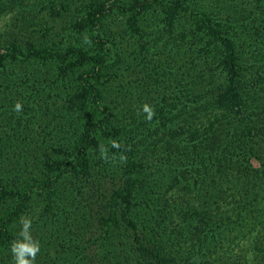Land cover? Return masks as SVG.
<instances>
[{
	"label": "trees",
	"instance_id": "1",
	"mask_svg": "<svg viewBox=\"0 0 264 264\" xmlns=\"http://www.w3.org/2000/svg\"><path fill=\"white\" fill-rule=\"evenodd\" d=\"M207 1L0 0V13L15 9L18 20L17 31L0 44V71L10 61L57 60L59 77L49 85L59 90L55 98L66 112L57 121L61 139L72 138L61 158L46 155L47 144L56 145L46 142L49 120L44 134V128L29 132L37 97L43 99L35 90L40 82L33 72L3 77L1 94L13 101L9 111L0 105L7 116L0 127V210L6 208L0 211V264H15L10 244L34 196L62 180L73 186L57 194L54 212L67 211L66 254H37L34 264H123L116 235L151 264H229L225 256H211L224 235L251 233L247 217L264 212L256 203L264 199V0H253L256 12L237 10L239 16L236 0ZM31 23L34 36L23 38ZM125 70L134 76L118 73ZM112 79L122 91L106 98ZM144 104L154 109L151 120ZM157 144L163 155L155 153L159 160L150 165L145 156ZM18 148V155L7 153ZM33 148H40L32 155L35 176L27 172ZM222 177L243 195L225 211L217 202L223 199L214 197ZM168 179L195 191L192 198L200 195L197 210L188 202L160 205ZM176 213L181 226L169 228ZM254 235L263 244L258 264H264V230ZM113 237L117 258L107 250Z\"/></svg>",
	"mask_w": 264,
	"mask_h": 264
},
{
	"label": "rangeland",
	"instance_id": "2",
	"mask_svg": "<svg viewBox=\"0 0 264 264\" xmlns=\"http://www.w3.org/2000/svg\"><path fill=\"white\" fill-rule=\"evenodd\" d=\"M210 1H213V0H210ZM206 2L208 1L206 0ZM225 3H227L226 0H225ZM253 5H254L253 0H236L232 8L235 10V12L233 11V13H237V15L239 16V13L237 10H239V12H241V14L243 15L246 14L249 10H251V12L253 11L256 12ZM14 10L15 9L11 11H6V13H4V11L3 13H0V44L3 43V40L7 37L8 33H11L13 36V34L17 31L16 25H18L17 23L18 20L17 21L14 20V18L17 15V12L16 11L14 12ZM113 18L120 19V17L117 15H113ZM33 26L34 24L32 25L31 23L30 29L22 35L23 38H26L28 36V33L33 34L32 33V31L34 32ZM35 28H39V26L37 27V25H35ZM165 38L167 40L169 39L168 37H165ZM3 45L5 48H9L10 43H8L7 41ZM127 46H129V44H127ZM125 50L127 51L128 49L125 48ZM52 61H54V63ZM52 61H46L43 63V62L38 61L36 58L31 59V60L28 59L26 61H23V60L22 61H10L6 63V65H4V69L0 71V82L4 80L3 77L5 78V80H9L15 74L21 75V74H24L25 72L30 73V74L32 72L35 73V76H31V78L37 80V82H40V85H35L37 87L35 90H37V92L39 91L38 94L43 99H38L39 97H37L36 106L38 107L37 108L38 112H34L35 116L37 117H35L36 121L34 123H31L32 126L35 125V127L30 129L29 132H32L35 135L38 131H41V129L44 128V131L40 135L44 134L46 129H48V127L45 128V123L48 122L47 121L48 119L50 122V125L52 126L51 128L52 132L46 138V142L48 143L50 141L52 143L53 141H55L56 145L52 147L51 144H47L49 146L47 149H45L44 152L46 155L49 154V156L50 155L54 156V159H58V158H61L62 155H65V152H66L65 148L70 143V141H72V138L68 136L66 137L64 135L66 137V141H62L61 139V136H63V133L57 121L59 120V115L62 116V113L65 114L66 112L63 108L62 102L59 99L55 98L56 92L59 90H56V89L54 90L53 87L50 88L51 86L49 84L55 81L59 77L58 67H61L62 65H60L57 60H52ZM134 64L135 62H133V66ZM118 73L121 74V76L123 77L124 76H134L129 70H125L122 72L118 71ZM21 77L23 76H20V78ZM127 82L128 80L124 78L123 83L126 84ZM107 85H108L109 91L107 90V88H105L106 98L114 97L115 93L122 91V89L118 88L119 85H118L117 79H112L109 83H107ZM122 87H125V86H122ZM43 89H45V91H43ZM1 91L2 90H0V105L4 103L5 104L4 109L9 111L8 106H10V102L13 101V98L10 94L8 95L1 94ZM43 108H46V109H43ZM13 109H11V112ZM90 112H91V108L82 112V115L86 116L87 118ZM6 117L7 116H5L3 113L0 114V127L3 126L2 123L4 122V119H6ZM75 120L77 121V118H75ZM70 122L71 120L68 119L66 122V126L70 124ZM77 123L79 124L78 121ZM99 138L101 137L99 136ZM159 144H157L155 147L154 146L152 147V150L157 149L158 152L152 151L151 149L147 151V155L145 157H146L147 163L150 165L153 163H156V160H159V157H157L159 154L163 155L161 153L162 152L161 145ZM18 150L19 148L17 149L16 152L10 151V153L9 152L7 153L10 156L18 155L19 154ZM38 151L40 152V148L38 150L36 148H33L32 152L30 153V157H28V159L30 158L28 165L31 167L30 169L29 168L27 169V172L29 175L35 176L37 174L35 172V168H38L39 165L36 161H34L36 159L32 155H37ZM155 153H157L158 155H156ZM32 172L36 174H33ZM221 180H222V188L220 189L219 196L217 195L214 196L215 198L223 199L221 202L217 201L219 205V211L233 209L234 207H236L235 206L236 204L233 203L234 200H236L239 196H243V195L242 193H235V191H230L229 185L227 183L225 184L223 177ZM157 182L160 184L164 183L163 180L157 181ZM161 185L162 186L160 188V192L163 193L162 195L163 201L160 198L159 199H160V205L162 207L168 208L170 207V204L171 205L177 204L178 206L179 205L183 206L185 205V202H188L189 204L193 205L192 207L197 206L196 208L197 210L198 205L199 206L201 205L200 204L201 202H199L200 200H202L200 195H196L197 197L192 198V196L197 193L195 191L190 193V190L188 191L184 189L185 185L181 183L180 181L178 180L172 181L168 179L167 184L164 183ZM69 187H73L72 184H69L65 182L64 180H62L60 183L54 185L53 188H50L46 190L45 192L40 193L39 195H35L34 200L31 201L30 205L26 207L24 213L22 214V217H29L32 219L31 232H32L33 237L39 240L40 242L41 250L40 252L37 253V254H40V256L46 255L48 258L59 257L60 259H62L66 254L63 251L64 248H62L61 246H62V243L64 242V239L67 238L66 236L63 235L64 230L67 228L66 225L68 224V220L65 219V214L67 213V211L64 212V209L62 208L63 211H59L57 213H54V212L56 209L59 210V207L57 206L59 197L57 196V194L63 195L65 191H68ZM71 191H72V188H71ZM55 197H58V198H55ZM61 199H62V204L66 208H69L68 202L65 200L66 197H63ZM171 201L173 202V204ZM256 201H257L256 202L257 204L264 206V199L261 196L257 197ZM214 202H216V200L214 198H210V203L211 204L213 203L212 208L215 207ZM59 206L62 207L60 204ZM183 207H187V206H183ZM3 210H6V208L0 211H3ZM247 219H248L247 225L249 226L250 228L249 232L251 233H247L248 235L247 234L241 235L240 233H229L226 235V238L224 235L223 241L219 244V247L214 251V254L211 255L213 259H218L220 257L225 256L228 259L227 262H229V264H258V258L261 256V251H259L258 247L263 244L260 243L259 239L255 237L254 234H257L259 230H264L261 225L256 224L260 222L264 223V212L262 213V215H259V216L257 215V216H254L253 218L247 217ZM74 222L77 223V221H74ZM167 222H168L169 228L175 227V229H177L176 226H179V227L181 226L182 219H180L179 213H176L175 215L171 214ZM16 225H18V229H19V226H20L19 223ZM57 226L59 227L60 234L56 235L55 228H57ZM72 229L77 230L76 227H73ZM65 233H66V230H65ZM72 233L75 234L74 232ZM53 234L56 235V238L53 237L54 236ZM113 239L114 237L110 241H108L109 244L107 243L108 244L107 250L112 251V254L115 250L114 245L112 244ZM125 239L131 242L130 239L126 237ZM115 240H117L118 242V250L121 247L123 248L120 253L122 256L123 264H151L152 263L151 261H148V260L146 261V260L139 259L138 255H136L132 251L131 246H129V248L122 246L124 243L123 241L124 238H120V236L116 235ZM73 246L77 249V252H78L80 249L79 248L80 243L78 241H75L73 243ZM118 254L119 253L114 252V256L116 258ZM256 255L258 257H256Z\"/></svg>",
	"mask_w": 264,
	"mask_h": 264
},
{
	"label": "clouds",
	"instance_id": "3",
	"mask_svg": "<svg viewBox=\"0 0 264 264\" xmlns=\"http://www.w3.org/2000/svg\"><path fill=\"white\" fill-rule=\"evenodd\" d=\"M23 109V105L17 102L14 105V111L19 113ZM142 111L146 113V119L151 120L154 115V109L144 104ZM113 147H118L114 144ZM123 159V157H122ZM19 229L16 233L15 238L11 241L10 251L12 253L15 264H34L37 253L41 250L39 240L33 237L32 219L29 217H21L19 221Z\"/></svg>",
	"mask_w": 264,
	"mask_h": 264
}]
</instances>
